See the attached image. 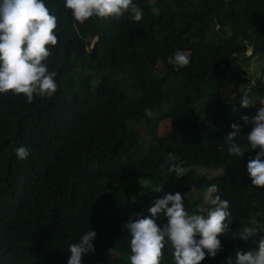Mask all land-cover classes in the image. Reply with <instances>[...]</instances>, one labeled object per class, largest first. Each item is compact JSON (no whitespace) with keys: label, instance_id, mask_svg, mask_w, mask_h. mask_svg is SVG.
Instances as JSON below:
<instances>
[{"label":"trees","instance_id":"1","mask_svg":"<svg viewBox=\"0 0 264 264\" xmlns=\"http://www.w3.org/2000/svg\"><path fill=\"white\" fill-rule=\"evenodd\" d=\"M44 2L58 20V43L44 62L57 73V91L31 103L0 94V264H67L69 246L91 229L95 253L82 264H131L124 223L151 216L152 202L168 193H181L194 213L212 184L229 201L231 232L219 237L215 258L205 250L201 264L257 250L264 188L247 172L259 149L248 148L252 125L241 117L255 116L264 100V63L250 83L231 62L264 58V0H133L139 22L129 12L83 24L64 0ZM178 50L190 58L179 71L168 63ZM230 79L249 85L227 100L221 90ZM234 122L242 125L243 157L230 155L224 140ZM20 146L27 159H18ZM169 154L183 177L167 171ZM209 169L221 174L211 178ZM154 219L167 223L162 213ZM242 226L257 227L258 236L235 239ZM173 251L166 242L161 264H174Z\"/></svg>","mask_w":264,"mask_h":264},{"label":"clouds","instance_id":"2","mask_svg":"<svg viewBox=\"0 0 264 264\" xmlns=\"http://www.w3.org/2000/svg\"><path fill=\"white\" fill-rule=\"evenodd\" d=\"M64 7L71 10L74 20L80 24L92 17L101 19L120 18L126 13H132V19L139 22L141 11L133 0H64ZM58 26L57 17L50 13L44 0H0V94L9 92L14 95H24L31 103L34 96L51 97L57 91L55 72H49L44 63L51 55L50 48L58 43L55 30ZM190 62L185 51L178 50L168 57V63L179 71ZM242 108H249L251 100L245 93L240 101ZM255 116L241 117L243 125H252L247 136L248 148L256 155L247 164V172L252 185L264 188V100ZM149 118L154 117L150 108H145ZM231 131L226 137L228 153L243 157L245 149L236 142L242 125L239 122L231 124ZM18 159H27L29 150L20 146L16 149ZM174 157L169 154L167 171L183 177L185 168L171 163ZM163 167V166H162ZM162 191V190H159ZM217 185L212 184L203 194L206 207L189 213L184 206V196L181 193H168L152 202L148 212L149 217L136 214V219H129L123 225V230L130 234L129 257L131 264H161L166 242L174 249V264H201L206 258V252L215 258L222 248L220 236L231 232V213L229 201L222 199ZM167 217L163 226L157 224L154 217L158 214ZM235 239L249 241L258 236L255 226H242L232 233ZM97 232L89 230L84 233L78 243L69 246L71 256L67 264H82L86 254H94L93 241ZM197 237H199L197 239ZM255 251L237 250L235 258L228 257L226 264H264V235H260Z\"/></svg>","mask_w":264,"mask_h":264},{"label":"rangeland","instance_id":"3","mask_svg":"<svg viewBox=\"0 0 264 264\" xmlns=\"http://www.w3.org/2000/svg\"><path fill=\"white\" fill-rule=\"evenodd\" d=\"M251 54V49H249L247 51V55H250ZM264 58L262 57H252L248 64L245 65V62H242V61H239V60H235L233 59L232 60V64H231V69L234 71V72H238V71H243V70H247L248 71V76H246V78H249L248 80H250V83L253 81V80H257L258 79V76H259V68L260 66L264 63ZM247 85H249V82L248 83H240V84H237L235 81L231 80L225 84V86L222 88L221 90V93H222V96L224 99H227V100H230V99H233L239 89H241L242 87H248ZM262 107V105H260V103L256 104V109L258 111V109ZM138 131L143 133L144 132V129H143V126H141L140 128H138ZM205 173L209 176V177H214V176H217V175H220L221 174V171L220 170H206ZM202 207H206L205 205V202H204V198H203V202L201 203ZM256 224H258L256 222Z\"/></svg>","mask_w":264,"mask_h":264}]
</instances>
